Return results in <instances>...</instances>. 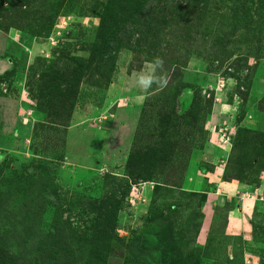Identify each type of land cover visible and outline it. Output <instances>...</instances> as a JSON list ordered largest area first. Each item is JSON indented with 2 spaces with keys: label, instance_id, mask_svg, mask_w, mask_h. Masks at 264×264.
Here are the masks:
<instances>
[{
  "label": "rangeland",
  "instance_id": "1",
  "mask_svg": "<svg viewBox=\"0 0 264 264\" xmlns=\"http://www.w3.org/2000/svg\"><path fill=\"white\" fill-rule=\"evenodd\" d=\"M0 264H264V0H0Z\"/></svg>",
  "mask_w": 264,
  "mask_h": 264
},
{
  "label": "clouds",
  "instance_id": "2",
  "mask_svg": "<svg viewBox=\"0 0 264 264\" xmlns=\"http://www.w3.org/2000/svg\"><path fill=\"white\" fill-rule=\"evenodd\" d=\"M163 63L160 58L150 62L145 71L137 74L135 85L141 90L149 89L153 83L161 82L162 78L157 75V68Z\"/></svg>",
  "mask_w": 264,
  "mask_h": 264
},
{
  "label": "trees",
  "instance_id": "3",
  "mask_svg": "<svg viewBox=\"0 0 264 264\" xmlns=\"http://www.w3.org/2000/svg\"><path fill=\"white\" fill-rule=\"evenodd\" d=\"M103 28H104V25H103ZM136 160H141L142 161V159L140 158V157H138V159H136ZM132 160H130V162H131ZM142 176H144V175H142ZM58 253H60V252H58Z\"/></svg>",
  "mask_w": 264,
  "mask_h": 264
},
{
  "label": "crops",
  "instance_id": "4",
  "mask_svg": "<svg viewBox=\"0 0 264 264\" xmlns=\"http://www.w3.org/2000/svg\"><path fill=\"white\" fill-rule=\"evenodd\" d=\"M134 87L138 88L136 85H134L133 88H134ZM138 89L141 90L140 88H138Z\"/></svg>",
  "mask_w": 264,
  "mask_h": 264
}]
</instances>
